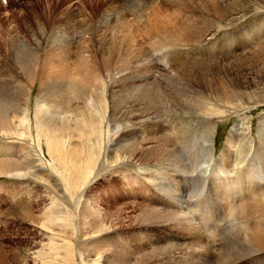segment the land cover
Segmentation results:
<instances>
[{"label":"rangeland","instance_id":"374dc122","mask_svg":"<svg viewBox=\"0 0 264 264\" xmlns=\"http://www.w3.org/2000/svg\"><path fill=\"white\" fill-rule=\"evenodd\" d=\"M236 1L232 8L231 0H0V101L18 98V110L28 108L33 116L36 102L47 92V83L61 69L47 70L48 80L38 76L35 82L29 81L18 63L22 47L38 54L52 48L59 56L68 53L71 64L77 47L86 49V59L94 64L110 54L103 63L111 71L108 82L113 86L105 98V115L98 118L103 131L99 159L90 182L81 185L79 191L73 192L80 170L68 173L65 165L52 161L44 140L36 144L26 134L17 136L0 130V159H20L26 150L32 151V158L28 157L31 165L20 162L32 174H0V264H43L47 259L42 261L41 257H56L48 244L57 237L37 222L46 212L60 211L73 219L62 228L73 252L64 262L54 260L50 264H93L97 256L100 264H264V251L253 253L243 240L242 225L246 217V221L251 217L230 210L226 206L229 200L223 202V210L217 213L214 209L211 215L215 219L206 220L211 222L212 235L218 231L213 237L208 231L211 226L207 222L203 225V213L214 199L201 203L202 214L201 206L191 209L196 216L180 213L176 201L166 195L167 190L174 195L176 188H169V179L159 180L161 163L156 161L159 155L163 158L177 149L175 167H188L178 175H207L221 161L226 141L237 128V139L231 142L237 144L223 157L230 155L234 170L246 164L255 169L264 167V143L260 141V132H264V53L258 51L264 47V0ZM227 9L228 13L237 12L233 17H243L230 23L233 17L223 16ZM150 27V37L138 46L136 36L142 38L139 32L149 31ZM206 29L211 34L201 42L179 44L180 34ZM164 32L175 33L172 42L161 37ZM214 41L218 43L210 48L214 50L204 51ZM113 44L116 48L107 53ZM184 53L192 57L180 68L183 56L176 54ZM219 60L221 63H217ZM129 66L132 67L127 69ZM172 68L184 69L185 73L180 70V77H173L174 71H168ZM35 70L43 69L37 66ZM69 82L70 79L67 86ZM27 84H31V92L24 100L23 95L18 96V87ZM147 87L165 88L173 96L183 94L187 98L196 93L200 100L205 96L210 99L199 109L168 113L171 110L160 98L146 93ZM222 89L232 90L227 96L236 99L233 104L221 98ZM56 94L63 105L71 103L74 109L79 105V100H66V94ZM122 95L124 99L138 97L145 102L140 124L134 123V112L126 117L113 113L110 101H118ZM53 104L58 105L56 101ZM211 107L225 112H210ZM147 114L162 116L156 121H144ZM30 134H34L32 121ZM175 135L179 144L166 141H172ZM95 140L86 139L85 148ZM186 142L189 143L184 148ZM189 146L195 147L197 155H192ZM196 179L197 184L200 180ZM219 181L215 179L209 186L215 189ZM179 213L198 218L194 220L197 232L180 221ZM98 224L104 231L94 234Z\"/></svg>","mask_w":264,"mask_h":264},{"label":"bare ground","instance_id":"6f19581e","mask_svg":"<svg viewBox=\"0 0 264 264\" xmlns=\"http://www.w3.org/2000/svg\"><path fill=\"white\" fill-rule=\"evenodd\" d=\"M229 3L231 7L233 8L234 6H236L237 1L231 0V2ZM145 7L146 6H144V8ZM211 11L213 12L214 9ZM234 14H237V12L228 13V9H227V13L223 16L233 17ZM242 17L243 16L241 15L239 16L235 15L230 21V23L238 22ZM186 29L188 30V27ZM152 30H153V27L152 28L150 27V30L146 32L143 30L145 33L138 31L139 34L143 33V35L141 36L142 38H137L136 36V44L138 46H141L142 41L150 37ZM210 34H211V31L208 29L204 31L191 30L190 32L186 33L185 36L180 34L181 37L178 39L180 41L179 44H182V45L196 44V43L201 42V38H204ZM162 35L161 37L168 40V42L170 41L172 42L173 38L175 37V33L173 32H164L162 33ZM216 44L218 43L214 41L211 44V46L209 45L210 46V47L208 46L209 48L206 47L207 49H205L204 51L206 52L210 50L213 51L214 49H210V48L215 47ZM116 46H117L116 44H113L112 46L106 49V52L108 53L111 49H115ZM77 48L78 50L74 54L75 60L72 62V64L69 63L72 60H70L68 53H66L65 56H59L56 53V49H53V48L43 51L42 54H40V52L38 54L37 51H33L29 47L20 48V50H18V55H17V57L19 56L18 63H21L20 70L23 71L24 75L29 81L35 82L38 76H40L43 79V81L46 79L48 80V77L50 79V74L48 75V77H46L47 76L46 74H48L46 72L47 70H51V71L56 70L58 67L61 69L60 71L57 70V72L53 73V78L51 77V80L49 81V83H47V87H46L47 92L45 93V95L40 97L39 101L36 102L35 107H34L33 116L31 115L32 113L29 112L28 108L23 109V111L18 110L19 108L18 98L17 100H13L7 103L5 101H0V130L3 133H6V134L13 133V134H16L17 136L20 134H26L30 136L32 140L36 141V144H38L40 140H44L46 147H47V153L49 154L52 161H58L61 164L65 165L68 173L70 172L73 173L75 171L80 170L81 175L76 176L78 179V182H75L74 190H73V186H71V190H73V192H75V189L76 191H79V187L81 185L88 184L92 178L93 169L97 164V161L99 159V153L103 146V142L101 139L103 131L101 130V123L98 118L102 114L105 115V111H106L105 98H108L107 94L112 93L111 88L113 87L108 82V78L110 77L111 71L109 70V68L105 67L103 63L104 61L110 59L109 57L110 54L105 59H102L99 62H97L95 59L90 58L92 61L97 62L96 64H94L93 62L86 59V57H89V55L86 54V49L84 50V49H80L79 47ZM127 48H131L130 45H127ZM217 48L219 49V47ZM218 49L217 50L215 49V53L216 51H218ZM173 50H177V48H173ZM115 51L113 50L112 53H115ZM204 51L202 52L203 55L206 53V52L204 53ZM258 51L261 53H264V47L260 46ZM215 53H214V56H215ZM42 55H45L44 59H42ZM203 55L200 54L199 56L202 57ZM176 57H182L183 62L180 66L181 68L182 66H185L188 61L191 60L192 56L184 53V55L176 54ZM217 63H221V60L217 61ZM37 66L38 68L43 69V70L41 71L35 70ZM131 67L132 66H129L127 67V69ZM180 68H172L168 71L169 73L174 71L173 77H176V76L180 77L179 76L180 70H181V73H185V70L180 69ZM68 74H70V77ZM69 79H70V82H69L70 85L67 86L66 83ZM40 82L42 81L40 80ZM30 85L31 84H27L25 86L20 85L18 87V96L23 95L24 100H26L28 98V94H30L31 92ZM159 88L160 90L147 87L146 93L152 97L160 98L161 101L164 103L166 109L171 110L168 113H180V112L185 113L193 109H199L200 107L204 106L207 103L208 99H210L209 96H205L202 98V100H200L199 97L196 96L198 95L196 93H194L195 94L194 96H190L189 94L187 98L183 94L181 96L180 95L173 96L171 91L165 88L164 89L161 87ZM222 90H223L222 91L223 97L221 96V98L222 99L224 98L227 101H230V104H233L234 103L233 101H235L236 99L230 100L229 97L227 96V93L231 92L232 90H229V91L227 89L225 90L222 89ZM233 91H238V90H233ZM57 92L66 94V100H74V99L79 100V105H75L76 109H74V106L71 103L63 105L61 103L62 99L59 98L56 94ZM55 101L58 103V105L61 104L59 108H57L58 105L55 106L53 104V102ZM110 102H111V108L114 114L118 113L119 116L126 117V115L134 112V114L132 115V119L134 120V123L136 124L141 123V119H142V116L144 114V109H145V102L142 99L138 97L124 99V96L122 95L120 96L118 101H115V102L110 101ZM83 104L84 106H82ZM56 109H59V110H56ZM209 111L210 112L219 111L221 113L225 112L222 110H217V108H214V107L209 108ZM137 112L138 114H141V115L138 116ZM51 113L53 114L50 115ZM161 116L162 115L147 114L144 121H150V120L156 121ZM31 121L33 122V126H34L33 135L30 134ZM174 125H180V124L175 123ZM118 128L119 126H117L115 130ZM238 130L239 129L237 128L233 129L232 133L228 137V140L226 141L225 147L223 149V153L219 157L221 161L219 160L220 162H217L210 169L207 175L195 173V174L187 176L185 174H182V172H185V170L188 167L186 166V164H181V166L178 168L175 167L174 163L177 158L175 156H178V153H179L178 150L175 149L174 151L164 155L163 158H161L162 157L161 155L158 156L156 160L157 164L161 163L160 164L161 167L158 172L159 180H164L165 182V180L169 179L170 180L169 186H171L169 188H172L173 186H175L176 190L174 187L173 188L176 194L175 192H173L174 193L173 195L172 192H169L167 190L166 195L171 196V198L176 201L175 204H176V207L178 206V211L180 213L188 212V214L192 213L196 216L197 213L195 214V212L192 211L191 209L195 210L198 208V206H201L199 207L200 209L202 208L201 203L205 205L204 201H206L207 203L208 200L211 201V199H214L212 203L208 202L206 207L203 206L207 208V210L203 213L204 215L203 220L205 219V221H203V225H204V222L205 223L207 222L206 224L210 225L211 222H208L206 220L211 219V218L213 219L214 215L212 213L214 212V209H215V212L217 210V213H219L222 209V203L223 202L225 203V201L227 203V201L229 200L228 202L230 203H227L226 206H228L230 210L235 209V211H237L238 213H241V214L243 213L244 217H246L247 215L251 217V218H248L247 221H246L247 219L246 217L245 224L243 223L242 225V226L245 225V228H244L245 236L243 240H244V243L248 245V248L250 251H252L253 253L254 252L260 253L261 251L262 252L264 251V167L256 168L257 169L256 170L252 165L246 164L245 166L241 165L239 169L234 170V168L231 167L230 166L231 164L229 163L230 155H228V157H225V158L223 157V155L229 152L231 148L237 144V142L235 141H233V143L231 142L232 140L237 139L236 135H238V132H235V131H238ZM112 132H114V130ZM92 137L96 138L95 142H93V144H89L85 148V146L87 145L86 139L90 140ZM171 140L173 142L168 141V140L166 141L171 142V143L179 142V138L176 137V135L175 137H171ZM260 141L264 143V132H260ZM188 143L186 142L183 147L185 148ZM191 148L193 149L191 151L192 155L193 153H194V156L197 155V153L195 152V147L192 146ZM151 149H153V147H151ZM26 151L27 152H25L21 156L22 158L20 159H14V160L0 159V174L17 175V176L18 175H21V176L30 175L29 174L30 171L24 168V166L20 163V162H23L26 165L32 163V161L29 159V158H32L31 157L32 151L31 149L26 150ZM125 151H127V149ZM189 152H190V149H189ZM118 158L121 159L120 156ZM117 159H115V161ZM39 161H40V158H39ZM178 171H182V172L178 175L177 174ZM247 172H249V174ZM170 174L171 176H168ZM232 174L235 175V176L233 175L234 177L233 179L230 177V175ZM172 176H176L174 177V180H175L174 184H172L174 180L172 178L171 179L169 178ZM198 178L200 182L197 181L198 183L196 184L195 183L196 181L194 182V179L198 180ZM218 178L221 179V181H219L221 184L215 189L211 188L209 185L213 184L214 180ZM248 178H250L252 182L251 180L248 181ZM156 185H157L156 187H158V184ZM216 190L218 192H216ZM237 193L238 194L242 193L240 194V196L238 195L239 197L236 196L237 199L239 198V200H237L238 203H236V199H235L236 197H234V194L237 195ZM221 196H223L222 199H221ZM183 197L184 199H182ZM251 199L252 201H250ZM53 203H55V201ZM200 211L202 214L204 210L200 209ZM235 211H234V217H235V214H237ZM56 212H58V210ZM180 213L178 217L180 221L185 224L188 223L189 225L188 224L187 225L190 226L194 232H197L196 230L197 226L196 227L194 226L195 225L194 220L196 219L198 220V218L194 216L184 217L186 214L185 215L183 214L184 216H182ZM87 215H89V213ZM211 215L213 216L211 217ZM70 221H73V219H71V216L68 217V215L62 214V212L60 211L55 214L54 212H46V215L44 216L43 220H41L40 222H37L38 224L42 226L44 230L54 233V235L57 237L56 239L51 238L48 244L51 251L57 256L54 258L50 257L51 259L47 257L48 255L47 256L45 255L46 257H41L42 261L47 259L45 262H43V264L49 263V262L52 263V261L54 260L55 262L56 260L57 262H64V260L68 259V257L71 258L70 255L73 252L72 251L73 245L71 244V241L67 235L66 236L62 235L63 226L67 225ZM209 221H212V220H209ZM236 221L238 220L236 219ZM239 222H241V220ZM207 225L205 227L208 228L209 225L208 226ZM207 228L205 230H207ZM211 228L212 226L208 228V231L212 235L213 228L212 229ZM214 229L216 230L215 227ZM55 230H57V232ZM225 230L226 229H224L223 231ZM102 231H104L103 226L101 224H98L94 234H97ZM216 232L218 231H215L213 235H215ZM229 238L231 240L232 237H229ZM235 238L236 237L234 235L233 239L236 240ZM164 249L165 248H163V250ZM96 262L100 264L98 260V256L97 258L95 257L93 264Z\"/></svg>","mask_w":264,"mask_h":264}]
</instances>
